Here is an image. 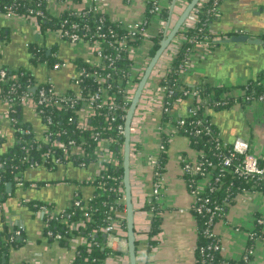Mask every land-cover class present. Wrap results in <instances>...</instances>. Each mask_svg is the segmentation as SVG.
I'll return each instance as SVG.
<instances>
[{
    "label": "crops",
    "instance_id": "0c3cea01",
    "mask_svg": "<svg viewBox=\"0 0 264 264\" xmlns=\"http://www.w3.org/2000/svg\"><path fill=\"white\" fill-rule=\"evenodd\" d=\"M150 0H106V14L112 21L126 24L146 17ZM192 0H159L162 12H169L170 28L175 24ZM46 9L53 16L89 7L90 1L77 3L74 0H45ZM162 17L155 15L149 23L151 38L162 33ZM221 40L205 57L197 54L195 68L186 77L191 85L205 82L213 87L227 88L232 96L240 95L245 86L259 79L264 69V44L235 47L224 43L232 36L249 34L252 39L264 42V0H222L218 6V16L209 28ZM0 30L8 36L6 42L0 41V67L12 70L25 69L33 73L38 83L51 79L59 92L72 88L77 74L78 59L86 58L85 46L73 45L63 39L58 31L42 33L34 19L29 17L0 15ZM152 42L145 44L149 51ZM45 48L58 62L66 66L54 71L47 63L32 62L31 46ZM136 63H139L136 60ZM231 96V97H232ZM192 102L189 100L177 105L176 116L183 113L188 117ZM7 110L0 97V132L4 134L3 152H7L16 142L13 126L3 114ZM211 122L217 129L218 137L229 143L242 138L250 144L252 154L258 155L264 167V104L248 103L240 99L238 104L222 110L207 111ZM22 122L27 124L42 138L45 126L42 119L35 115L32 108L24 107ZM163 125L165 131L170 125L162 121L157 109L140 126L137 116L132 125L131 138V194L134 207V233L138 264H196V247L199 226L192 210L193 196L190 194L186 179L181 172L182 160L195 162L200 157L188 137L174 135L170 138L169 160L163 173L164 183L161 196L157 201L162 219L160 232L150 236L152 212L148 206L153 200V170L148 155L161 154L163 133L157 130ZM137 153H141L139 156ZM94 176V168H81L75 164H63L54 170L48 168H28L25 186L16 185L14 194L0 206V231L6 227L9 234L22 231L21 246H13L9 252L10 264H72L76 252L63 247L56 241L44 236L45 224L27 205V202L52 204L57 210H65L76 197L90 200L95 187L89 183ZM36 184L37 187H32ZM12 193V192H11ZM257 215L264 216V194L254 189L236 196L225 217L214 226L215 234L221 239L223 257L240 264H264V226L263 235L253 245V254L248 262H241L250 248L249 235L254 231ZM125 219L126 212L123 214ZM126 220V219H125ZM126 231L121 227L109 247L112 254L106 264L129 263L128 245L124 241Z\"/></svg>",
    "mask_w": 264,
    "mask_h": 264
},
{
    "label": "built area",
    "instance_id": "2783aa9c",
    "mask_svg": "<svg viewBox=\"0 0 264 264\" xmlns=\"http://www.w3.org/2000/svg\"><path fill=\"white\" fill-rule=\"evenodd\" d=\"M89 1L90 5L88 8L79 11H72L76 13H84L88 10L89 12H92L94 14H100L101 16L106 15V0ZM127 1L130 2L132 0ZM158 1L159 0L149 1L152 2L150 13L153 15H158L162 12L161 6ZM221 1L222 0H200L196 7L191 11L189 17L187 18L185 24L181 29L187 30L190 28L194 29L196 27V24L199 21L198 13L207 2H210L211 5L210 12H212L215 17H217L218 6ZM3 15H7L9 17H29L30 19H34L40 29L38 16H42V12H37L36 15L31 14L28 16L17 15L13 8L9 7L7 12ZM67 22L68 21H65L63 25H66ZM100 22L103 23L102 19L100 20ZM114 22H117L120 26H122V28L127 31V34L117 39L115 41V44L118 45V50H126L128 59L133 61V64L131 66V73L126 75V77H128V79L126 80V93L128 103L130 104L137 90L139 82L142 79L145 70L147 69L151 61L149 51L144 50V45L148 44L151 41V35L149 33V21L145 17L144 19H140L128 24L116 20ZM161 27L163 30L162 33L165 37L169 33V30L167 29L170 28V20L168 19V21H166L162 18ZM57 31L60 33L63 39L70 42L71 44L77 46H85L87 48L88 53L85 56L86 58H82V60L91 65L97 66L101 65L102 61H105L109 63V67H111L115 71V69L113 68V65L115 63L114 57L104 54L102 48V40L105 39L107 35L102 32L101 25L95 28L92 33H90L91 27L89 25L81 26L79 23L72 24L70 29L67 28L65 30ZM90 34H92V41H90L89 39ZM241 34L243 33L241 32ZM111 36L114 37L113 31H111ZM220 40L221 37L214 34L211 30H209L208 34L206 36H203V38L201 39H198L197 36H194L190 39L187 38L184 34L175 36L172 43L164 51L157 65L155 66L148 84L146 85L140 98L138 108L134 117L136 118L137 116L138 124H140V126H142L145 123L146 119L150 117L157 109L161 114H163L166 110V105L169 104L168 98L173 95V91L171 90L168 92V90L163 87L161 83L167 78L170 72L171 62L178 53L181 43L190 42L195 46L194 54L192 55L191 53V55L188 56L186 61L179 69L180 75L183 77H187L195 68V56L199 54L201 55V57H205L211 52L214 43ZM130 41L142 42L140 46H128L127 44ZM136 60H138L139 63H136ZM65 66V63L56 62L52 66V69L54 71H57ZM6 74L7 73L4 69L0 70V77L2 80L6 77ZM89 79H91V82H93V84L85 83ZM111 82L112 76L110 73H105L104 68H102L101 70L95 68L92 71H88L86 67H83L81 69H77V74L72 81V88L65 92H59L52 83L51 79L47 80L44 83L36 84L37 87H40L36 96L33 95V92L31 90L32 86L27 85L26 88L28 92L18 97V104H20L23 108H32L35 115L39 116L42 119L45 126V132L42 138L37 137L36 134L32 136L34 131L31 128H21L18 126V120L15 117L17 110L14 107L15 102L11 95L17 93V88L19 86L11 87V89L9 90L10 94L5 97H1L0 88V97L4 101L7 108V110L3 114V118L7 119L10 122L15 130V134L23 133L28 137L32 136L28 143H26V141L24 142L23 138H21L20 141V143L24 142L22 145V150L26 154L25 161L30 164L28 168H47V166L50 165L51 167L49 169H51L66 163L75 164L76 166H79L81 168L93 167L94 176L89 182L92 184L101 175L102 171L106 169V163L112 162L115 166H118L120 164L119 159L115 156L114 151L110 147L113 140L101 138L99 131H97L94 126H92V118L96 116L98 109H108V113L106 114V121L116 122L118 119V117L114 114L118 110V105L115 102L114 96L108 95L107 93V90L112 86ZM263 83L264 81H258L257 85H262ZM68 91H74V96L64 98L67 100L66 104H71L72 107L76 104L80 106L77 119L78 129L80 131L89 130L91 132V139L97 142V147L96 150H94L93 154L95 158L93 160L87 157V148L83 145L86 141L83 135L81 136L80 141L74 138L62 140V136L65 135L66 132L56 131V129L53 128L54 120L51 114H49V108L61 110L65 104L64 101L59 98ZM166 91L168 92V95L165 93ZM241 95L242 97H240V95L234 96L232 100L226 99L220 102H216L215 106H221L224 108L230 107L232 105L238 104L240 99H244L248 103L264 104V92L257 94L256 89L251 88L249 84L245 86V88L241 92ZM185 100H189L192 102V107L189 111V115L192 116H195L197 109L200 107V104L204 103L199 90L185 92L184 96L178 98L174 102V104L179 105ZM210 109H206V115H208L207 111ZM166 124L170 125V130L168 131H165L163 125H158L156 128L159 132L166 133L171 138L176 134L179 135V131L184 126H186V121L182 118H175L172 122H166ZM193 124V127L196 129V131L189 132L190 135L199 134L201 132L210 134L212 131L213 123L211 122V119H199ZM118 130L119 133L124 136L125 126L120 124ZM3 140L4 134L0 132V142ZM44 146H46L47 149L44 150L36 159L35 156H30L32 150H43ZM216 149L221 155H223V160L220 164L215 165L214 162L206 160L205 153L200 151V157L195 162L182 160L181 172L185 179L186 177L198 176V180L191 185L190 194L193 196L192 210L198 215L207 216V229L205 230V233L213 241V243L209 246V249L219 250L223 252L222 241L215 234L214 226L219 220L222 219L223 205H225L226 203H224V201L221 203H217L216 201L212 200L210 195L206 196V194L219 191L223 185L224 179L228 175L237 179L253 180L254 182L264 181V167L261 164L260 157L258 155L252 154L251 147L248 141L242 138L235 139L231 143L223 141L219 138L216 142ZM161 150H163V146L161 147ZM137 154L139 156L141 153ZM147 159L151 164L154 173L153 175L156 177V181L153 184L152 194L156 201H158L163 189L162 186L164 183V176L162 173H159L157 171L159 165L158 157L156 155H148ZM23 178L16 177V185L25 186L26 181ZM115 181H117V179H115ZM31 186L37 187L36 184H31ZM254 190L264 194L263 191H260L258 189ZM118 192L121 194L125 193L123 182H119ZM27 204H31L34 209L33 212L38 217L43 219L45 228H48L51 222L61 220V218L65 214V210H57L52 204H40L37 202H27ZM74 205L75 207H81L82 200L76 198ZM116 217L119 220L124 219L122 213H117ZM257 224L264 226V218L258 220L256 219V225ZM85 226V222H80L78 224L72 225L71 230L79 229L80 227ZM121 227L122 224L118 220H115L112 221L107 227L102 229V232L107 237L106 239L108 247L112 245L111 241L116 238ZM43 234L47 239H54L56 242L63 239L62 234L55 233L51 229H48L47 231L44 230ZM21 236L22 231H15L9 236H0V239L2 238L4 241L12 243L15 240L21 238ZM249 240H254V242L257 240L255 232L250 233ZM80 245L86 246L89 251H91L93 247H99L100 243H98L94 238H92L91 240H88L87 238L71 239V247L75 250L76 254L78 253V246ZM252 248L253 246H250V248L246 251L241 259V262H248L250 260V257L253 254ZM204 262H206L205 259H203V263ZM125 264H129L128 261Z\"/></svg>",
    "mask_w": 264,
    "mask_h": 264
},
{
    "label": "trees",
    "instance_id": "16d2710c",
    "mask_svg": "<svg viewBox=\"0 0 264 264\" xmlns=\"http://www.w3.org/2000/svg\"><path fill=\"white\" fill-rule=\"evenodd\" d=\"M77 3H81L84 0H74ZM12 7L17 15H36L37 12H42V16H38V23L42 33H47L48 31H57L65 30L71 28V25L74 23H79L81 26L89 25L91 27V32L95 30L99 25L102 26V32H104L107 37L102 40V48L104 54L113 56L115 63L113 68L115 71L109 67V63L102 61L101 65H91L82 59L76 61L77 67L79 69L86 67L88 71H92L95 68L101 70L104 68L105 73H110L112 76V86L107 90L108 95H112L115 98V102L118 105V110L114 113L118 119L116 122L106 121V114L108 109H98L96 116L92 118V126L96 128L100 133L101 138L112 139L111 149L114 151L115 156L119 159L120 164L115 166L112 162L106 163L104 171L101 175L92 183L95 187V193L91 200L84 201L80 197H76L82 200L81 207H75L74 202L76 198L72 201L70 207L65 209V214L59 221H53L50 223L48 228H45V231L51 229L55 233H60L63 235V239L58 241V243L63 247L71 246V239L73 238H87L91 240L94 238L98 243L99 247H93L91 251L84 246H78V253L75 256L73 264H106V260L112 254V250L107 246L106 235L102 232V229L107 227L112 221L118 220L122 224V228L126 231V220H119L116 215L117 213L125 214L126 204H125V193L121 194L118 192L119 182H123V148L125 139L124 136L119 133V125L125 126V119L127 111L130 108L131 103H128L127 93H126V77L127 74L131 73V66L133 61L129 60L127 57L126 50H118V45L115 44V41L127 34V31L122 28L117 22L109 19L108 15H100L89 12L88 10L84 13H76L72 10L62 13L60 16H53L46 9L45 0H0V15H3L7 12L8 8ZM152 8V2H148L146 9V19L151 21L155 16L150 13ZM210 2H207L203 8H201L198 13L199 21L196 24L194 29H181L178 35L184 34L187 38H193L197 36L198 39L203 38L208 34L210 30V24L215 19V15L210 12ZM160 17L168 21L169 12L164 10L161 12ZM102 19V22L100 20ZM65 21H68L66 25H63ZM111 31H113L114 37L111 36ZM9 36L3 31L0 30V41L6 42ZM90 41H92V34L89 35ZM164 39V34L159 33L155 37L151 38V48L149 50V55L152 58L157 50L160 47L161 41ZM142 42V41H141ZM140 41H130L128 46H140ZM216 43H214L215 45ZM194 44L190 42H183L179 46L178 53L173 58V61L170 65V72L167 78L161 83L168 92L173 91V95L168 98L169 104L166 105L165 111L162 114L163 122H172L175 118L181 119L176 116V107L177 105L174 102L184 96L185 92H191L193 90H199L201 98L204 100L203 104H200V107L197 109L195 116L188 115L186 118H182L186 121V126H184L180 131L179 135L189 137L192 146L201 152H204L206 155V160L214 162L215 165H218L223 160V155L219 153L216 149V142L218 141V132L217 129L212 125V131L210 134L201 132L199 134L190 135L189 132H195L196 129L193 127L199 119H210L209 115L205 114L207 108H214L215 110H222L224 107L215 106L216 102L223 100H232L233 96L227 90V88H217L213 87L205 82H201L195 85H191L186 77L180 75V67L186 61L188 56L194 54ZM32 54V62L34 64L38 63H47L49 67H52L58 60L52 56L48 55L45 48H38L33 45L30 48ZM1 56V54H0ZM4 69L6 71V77L2 80L0 77V88H1V97L8 96L9 90L11 87L16 86L17 93L11 95L15 102V109L17 113L15 115L18 120V126L21 128H30L27 124L22 122V111L23 107L18 104V97L26 94L28 92L26 86H32L33 95L36 96L39 90L38 83L32 72L19 69L12 70L10 68L0 67V70ZM258 81H264V73H261L260 77L256 81H251L248 84L251 88L256 89L257 94L264 92V83L262 85H257ZM85 83H90L91 79L87 80ZM168 92L165 93L168 95ZM256 95V94H255ZM74 96V91H68L62 95L59 99L64 101V107L61 110H56L55 108H49V114L53 117L54 126L53 128L56 131H65L66 134L62 136V140L68 138L78 139L80 141L81 136L85 137V144H83L87 150L88 158L93 160L94 150H96L97 142L91 139V132L80 131L78 129V110L80 106L76 104L71 106V104H66V97ZM232 96V97H231ZM186 101V100H185ZM227 108V107H225ZM33 133L32 136H34ZM31 136V137H32ZM31 137L24 135L23 133L16 134V139L18 140L16 144L10 148L7 152H3V141L0 142V206L5 203L13 194L7 191V184L12 183L13 190L16 187V177L23 178L26 170L30 166L28 162L25 161L26 154L22 150V145L26 141L29 142ZM23 138L24 142H21ZM170 136L166 133H163V150L158 157V168L159 173H164L165 165L169 160L168 150L170 148L169 143ZM44 146L43 150L34 149L31 151L30 156L35 159L46 150ZM51 166L48 165L49 169ZM54 170L55 168H51ZM212 169V168H211ZM213 170V169H212ZM216 171V170H214ZM216 173V172H215ZM154 174V173H153ZM154 176V175H153ZM117 179V181H115ZM187 186L189 191H191V185L198 180V176L186 177ZM156 177L154 176L152 187ZM28 185L27 182H25ZM255 186V188H254ZM251 189H258L264 192V181L254 182L253 180L237 179L232 176H227L224 181L221 189L215 193H207L206 196H211L212 200L217 203L224 201L226 203L223 205L222 219L225 217L228 208L235 201V198L238 194ZM36 203V202H35ZM40 203L41 202H37ZM29 208L33 211L31 204H27ZM148 211L152 212V223L150 236L154 237L161 230L162 219L158 213H160L159 203L156 200H153L152 203L148 206ZM197 218L199 226V237L196 247V264H240V262H234L227 260L223 257L222 251L209 249V246L213 241L206 235L205 230L207 229L206 220L207 216L198 215L196 212H193ZM257 220L264 218V216L257 215ZM80 222H85V227H80L79 229H72L71 226L78 224ZM263 225H255L253 232L256 233V239L262 237ZM9 232L5 227L4 230L0 231L1 237L9 236ZM51 241H55L51 239ZM250 246L254 245V240H249ZM23 244L21 239L15 240L14 242H6L2 238L0 239V264H10L9 262V252L13 246L19 247ZM3 259L6 261L3 262ZM203 259L206 262L203 263Z\"/></svg>",
    "mask_w": 264,
    "mask_h": 264
},
{
    "label": "water",
    "instance_id": "95a60500",
    "mask_svg": "<svg viewBox=\"0 0 264 264\" xmlns=\"http://www.w3.org/2000/svg\"><path fill=\"white\" fill-rule=\"evenodd\" d=\"M200 0H192L184 12L180 15L178 20L175 24L167 29L169 33L164 37L161 41L160 47L155 53V55L151 58V61L145 70V73L142 79L139 82L137 90L134 94V97L131 101L130 108L126 115L125 120V134H124V153H123V183H124V190H125V204H126V229H127V237L124 241L128 245V257H129V264H138L137 262V249H136V240H135V233H134V207L132 203V194H131V182H130V172L131 168V138H132V125L133 120L138 108V104L140 98L143 94V91L148 84V81L151 77L152 72L154 71L155 66L157 65L158 61L160 60L164 51L168 48V46L172 43L175 36L178 35L181 28L185 24L187 18L189 17L191 11L196 7ZM224 43L234 44L235 47L242 46L244 44L248 45H262L264 42L260 39H252L249 34H241L238 36H232L229 40H224ZM50 52H48L49 54ZM187 116L183 113L180 115V118H186ZM12 183L7 184V191L9 193L12 192ZM107 238V237H106ZM6 260L3 259V262Z\"/></svg>",
    "mask_w": 264,
    "mask_h": 264
}]
</instances>
